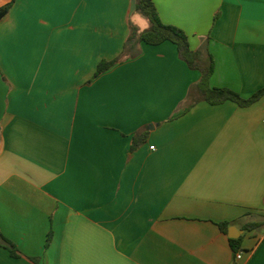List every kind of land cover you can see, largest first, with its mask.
Returning a JSON list of instances; mask_svg holds the SVG:
<instances>
[{"label":"crops","instance_id":"1","mask_svg":"<svg viewBox=\"0 0 264 264\" xmlns=\"http://www.w3.org/2000/svg\"><path fill=\"white\" fill-rule=\"evenodd\" d=\"M130 1L15 0L0 19V234L18 251L0 264H264V95L189 106L201 73L170 41L93 78L148 27ZM153 2L213 59L210 87L264 86V0Z\"/></svg>","mask_w":264,"mask_h":264},{"label":"trees","instance_id":"2","mask_svg":"<svg viewBox=\"0 0 264 264\" xmlns=\"http://www.w3.org/2000/svg\"><path fill=\"white\" fill-rule=\"evenodd\" d=\"M14 2L15 0H10L7 4L0 7V19L8 12ZM135 3V10L146 18L148 27L142 31H138L136 27L131 25L129 37L124 44L121 54L109 61L101 60L97 65L93 78L109 69L114 64L128 57L135 56L136 52L133 45L136 42L157 45L164 41H170L175 44L179 58L183 60L190 69L198 70L201 73L199 82L191 88L188 94L189 106L198 101H205L211 105L232 101L239 106H248L264 95V86L247 98L241 97L237 92L229 88L210 87L209 78L213 71V59L209 57L207 62L204 61L200 50H193L190 48L188 37L182 29L174 25L163 23L158 15L153 0H135ZM145 136L146 132L141 133L139 136L134 135L132 137L131 150L143 142ZM229 225L230 222L227 221L218 223L219 228L224 233L227 231ZM246 228L248 227H245V229ZM228 240L234 252L240 249V237L229 238ZM47 244L48 239L45 246H47ZM0 245L6 247L12 255H16L18 252L14 244L1 234Z\"/></svg>","mask_w":264,"mask_h":264},{"label":"water","instance_id":"3","mask_svg":"<svg viewBox=\"0 0 264 264\" xmlns=\"http://www.w3.org/2000/svg\"><path fill=\"white\" fill-rule=\"evenodd\" d=\"M135 8H136L135 0H131L130 1V7H129L130 12H133L135 10ZM233 232H237V231H236V229L234 227H230L228 229V236L230 238H237L239 234L238 233H234L233 234Z\"/></svg>","mask_w":264,"mask_h":264},{"label":"built area","instance_id":"4","mask_svg":"<svg viewBox=\"0 0 264 264\" xmlns=\"http://www.w3.org/2000/svg\"><path fill=\"white\" fill-rule=\"evenodd\" d=\"M151 148L153 149V146H151ZM236 258H237V259H240V258H241V252H239V253L236 255Z\"/></svg>","mask_w":264,"mask_h":264},{"label":"rangeland","instance_id":"5","mask_svg":"<svg viewBox=\"0 0 264 264\" xmlns=\"http://www.w3.org/2000/svg\"><path fill=\"white\" fill-rule=\"evenodd\" d=\"M139 13V12H138ZM138 15H141V14H138ZM142 17V16H141ZM145 18L143 17V20H144ZM146 21V20H145Z\"/></svg>","mask_w":264,"mask_h":264}]
</instances>
